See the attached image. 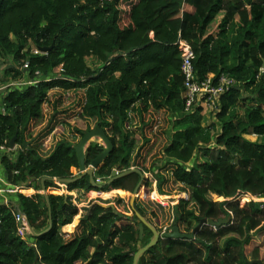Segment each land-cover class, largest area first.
<instances>
[{
  "label": "trees",
  "instance_id": "trees-1",
  "mask_svg": "<svg viewBox=\"0 0 264 264\" xmlns=\"http://www.w3.org/2000/svg\"><path fill=\"white\" fill-rule=\"evenodd\" d=\"M120 2L0 0V58L16 65L5 76L21 80L20 68L28 61L27 78H39L37 84L14 88L1 98L0 145L10 147L16 136L17 151L14 161L5 156L2 164L20 192L16 204L0 205V264H133L139 248L153 237L145 227L139 238L137 214L144 217L145 210L135 201L132 217L124 222L112 202L103 206L98 198L133 194L140 174L109 182L114 170L123 173L134 165L145 175L141 199L172 207L173 226L182 234H192L203 219L227 221L217 228L205 225L192 240L160 238L138 264H264V258L247 254L255 237H264V0H133L128 12ZM180 40L195 53L199 80L213 75L217 81L224 75L238 83L222 96L208 125L205 106L192 114L184 110ZM33 46L53 48L34 54ZM75 108L80 120H94L113 144L94 172L95 183L101 181L97 186L88 175L74 183H56L76 178L75 147L90 128L76 130L78 143L63 133L51 150L44 149L43 138L57 127L72 129ZM133 112H160V118H151V127L156 136L166 127L167 144L151 157H161L165 167L140 166L143 145L137 147ZM44 122V134L34 135ZM142 123L140 138L148 143ZM103 148L89 144L86 167ZM192 161L190 169L183 166ZM167 167L190 196L181 193L174 201L165 193L162 172ZM43 179L46 190L55 192L48 201ZM60 185L66 188L62 191ZM27 189L37 193L27 196ZM82 194L87 205L79 206ZM243 198L250 200L242 204ZM188 204L194 208L185 210ZM15 212L28 220L35 236L28 229L19 233Z\"/></svg>",
  "mask_w": 264,
  "mask_h": 264
},
{
  "label": "rangeland",
  "instance_id": "rangeland-1",
  "mask_svg": "<svg viewBox=\"0 0 264 264\" xmlns=\"http://www.w3.org/2000/svg\"><path fill=\"white\" fill-rule=\"evenodd\" d=\"M133 0H121L120 2V8L122 10H125V12H128L129 10V6L128 4H131ZM221 20V17H218L216 23L214 24V28L212 29L213 31L216 29L217 25L219 24ZM33 48H35L33 46ZM0 61L2 62V59H0ZM0 62V66H2V63ZM6 64H8L9 62H5ZM11 63V62H10ZM26 79V78H25ZM28 80V79H27ZM13 82V80H10L9 83ZM21 88V87H20ZM47 109V108H46ZM240 109V114H243L244 109L241 107ZM79 110L77 108L71 110V114L74 115L73 118V125H72V129L69 128H64L60 127L59 131L57 132L56 136L53 137L52 140H54L56 137L58 139L59 135H63V133H66L65 138L73 143H78V141H80V136L79 134L76 133V130H87L88 128H90V131H93L95 129L96 126V122L94 120H90V121H83L80 120L76 114H78ZM47 115L49 116V112H46V118ZM160 112L152 115L151 112L148 113V115H138L136 113H132L131 114V118H132V126L135 127V129L138 128L140 129L141 126L143 125L142 120H144L145 122V128H144V134L147 138H151V140L146 143L144 138H140L141 136V130H135L136 131V138L138 140L137 142V147H141L140 150V154H141V158L139 160L140 166H144L145 168L153 166L154 164L156 165V169H160L165 167V161H163V159H161V157H157V159L154 160V157H151L153 154H155L157 152V150L159 148L162 147L163 144H167V138L166 136H164L163 130L161 133H158V136L155 135V129L153 127H151V125H153L155 123V121H153L151 118H160ZM214 115L212 112L208 113L205 117H204V125H208L211 122H213ZM45 122L40 124V126H36L35 130H33V134L37 135V136H42L44 134V126H45ZM218 125V123H217ZM219 129H220V125H218ZM75 129V131L73 130ZM134 130V128H133ZM41 132V133H40ZM171 136V133H170ZM153 137V139H152ZM43 144L44 142H47V138H43ZM248 139L255 141L256 137L255 136H249ZM96 142L99 143L100 145H102L104 147V143L100 138H94L92 139L91 143ZM214 145V144H213ZM155 147L157 149H155ZM44 149H47V145L45 146ZM145 160V161H144ZM154 160V161H153ZM193 165V161L188 163V164H184L183 166L186 169H190ZM72 170L73 174L78 178L80 176L79 170L76 169ZM141 170V169H140ZM162 174L165 176V178L167 179L166 183L163 185V190L165 191V193L169 194L168 196H171L172 200L176 201L178 200V197H180L181 193H185L187 195H189V192L186 191L185 189H183V186L180 185L179 183L175 182L172 177H171V167H167L165 170H163ZM55 194V192H53ZM51 192V190L47 191V194H53ZM111 193V191H110ZM94 196V194H92ZM132 195L133 194H123V195H118V194H105L104 196H102L101 198H98L100 200H102L100 203L103 206H106L105 201H110L112 202V206L116 207V212L118 211L120 214L123 215L124 217V222H128L127 217H132V210H131V200H132ZM190 196V195H189ZM118 198H122L124 200V203L122 204H117V199ZM211 200L214 201H218L219 199L216 198L215 196H211L210 197ZM87 200L88 197L85 194H82L80 196V199L77 201V204L79 206H84L87 205ZM249 198H243L242 199V204L246 203L247 201H249ZM135 201L138 202V204L140 205V207H142V209L145 210L146 212V216H144V219L151 224L153 227L156 228V230L159 233H170V229L171 227H173V216H174V212L172 210V207H162L160 206L158 203L156 202H152L150 200H143L141 199V197L139 196V194L137 195V197L135 198ZM134 201V202H135ZM259 201V200H258ZM134 204V203H133ZM194 208V205L192 204H188L185 208V210H191ZM127 216V217H126ZM78 219V218H77ZM177 227V226H176ZM179 227H181V230H185V226L182 224H179ZM264 237L261 236H257L255 237L253 243L250 245V247L247 250V254L249 255V257H252V252L254 253L255 258H264Z\"/></svg>",
  "mask_w": 264,
  "mask_h": 264
},
{
  "label": "built area",
  "instance_id": "built-area-1",
  "mask_svg": "<svg viewBox=\"0 0 264 264\" xmlns=\"http://www.w3.org/2000/svg\"><path fill=\"white\" fill-rule=\"evenodd\" d=\"M32 49V52L34 54L42 53L41 50L37 48ZM178 50L181 53L182 61L181 74L184 79L183 98L185 100V112H187L188 114H192L196 112L200 107L205 106L207 111L206 115L212 112L215 117L216 112L220 110L222 96L229 92L232 88H236L238 86V83L235 80L224 75L221 76L217 81L213 79V75L204 80H199L194 68L195 53L190 44L185 40H180L178 42ZM29 65V62L25 61L22 67L20 68V70L24 73V77L21 80L24 79L25 81L19 83L18 80L7 84V86L5 87L6 91L9 92L14 88H22L28 85H34L38 83L39 78H37L36 80H31L27 78V71L29 69ZM214 119L215 118H213V120ZM11 150L12 149L8 147V145H0V154L3 153L4 156L9 154ZM97 183H101V181L98 180ZM19 190L20 188L17 187V192ZM152 198L155 199L156 196L154 195ZM159 202L163 205V207H166L165 203L162 200H159ZM15 220L18 224L19 233L24 234V231L28 229L27 222L24 216L19 212H15Z\"/></svg>",
  "mask_w": 264,
  "mask_h": 264
},
{
  "label": "water",
  "instance_id": "water-1",
  "mask_svg": "<svg viewBox=\"0 0 264 264\" xmlns=\"http://www.w3.org/2000/svg\"><path fill=\"white\" fill-rule=\"evenodd\" d=\"M53 48V46L51 47H47V48H42L41 52L42 53H47L49 51H51ZM94 138H100L103 143H104V148L102 153L95 159L93 160L92 164L90 165V167H86V163H85V150L86 148L89 146V144L91 143L92 139ZM10 148L12 150H14L16 148V136L10 141ZM113 149V144L110 141L109 137L107 136V134L98 126L95 127V129L93 131H89L86 132L83 136V138L81 139V141L79 142V144L75 147L76 153H77V158H78V162H79V173L80 176L75 179H58L56 180L57 183H64V184H70V183H74L75 181L83 178L84 176L88 175L90 177V181L93 185L97 186V183H95L94 181V172L95 170H97L99 168V166L102 164V162L104 161V159L109 155V153L112 151ZM131 173H138L141 176V180L140 183L138 184V186L136 187L133 195H132V200H131V204L134 203L135 198L137 197V194L139 192L140 187L142 186L143 182H144V178L145 175L135 167V165L133 166V168L129 171H125L123 173H119L117 170L113 171V179L110 180L109 183H111L113 180L117 179V178H121V177H125L127 175H130ZM46 179L42 180V184H43V194L46 196H48L47 194V190L44 187V183H45ZM48 201V198H47ZM112 206V205H111ZM138 219L140 221V225H139V232H140V240H142L143 235H144V231H145V227L149 228L152 233H153V237L150 241V243L143 247V248H139L138 252L136 253L135 257H134V262L133 264H138L139 260L141 259V257L143 255H145V253L151 249L152 247H154L158 241L161 239H182V240H192L194 238V236L205 226H211L214 228L220 227L222 224L227 223V221H219V222H214L212 220H207V219H203L199 222V224L195 227V229L193 230L192 234H182L179 230L178 227H174L172 229L171 233H159L155 227H153L151 224H149L143 216H141L140 214H137ZM27 222V226L28 229L30 231V233L32 235H36L32 229V227L30 226L29 222L27 219H25ZM258 264H262L261 261H258Z\"/></svg>",
  "mask_w": 264,
  "mask_h": 264
},
{
  "label": "crops",
  "instance_id": "crops-1",
  "mask_svg": "<svg viewBox=\"0 0 264 264\" xmlns=\"http://www.w3.org/2000/svg\"><path fill=\"white\" fill-rule=\"evenodd\" d=\"M5 62H9V63L6 64ZM1 63H2V66H0V90H1L0 91V103H1V98H3V96L6 93H8V91H6V88L5 87L7 86V84H9V82L11 80L10 78H8V77L5 76V70L6 69H9V68L16 67L15 63L11 59H8L6 61L2 60ZM24 81H25L24 79L23 80H19V83L20 82H24ZM22 88H24V87H22ZM22 88H20V89H22ZM0 112H2L1 104H0ZM58 131H59V128L57 127V129L47 139V142L45 143V146L47 145V149L48 150H51L53 148V146L55 145V143L57 142V137L54 140H52V139H53L54 136H56V134H57ZM6 156H8V158H10L11 160L14 161L16 159V157H17L16 148L13 151V153L10 152ZM3 157H5V156H4L3 153H1L0 154V179H1V182H0V190H1L0 191V205H2V204H8L9 202H13V203L16 204V202L14 200H15L16 195L20 192V190L17 192V187L11 185L10 182L8 181L6 169L3 166V164H2V158ZM60 187L62 188L61 189L62 191L64 190V188H66L64 186H60ZM35 193H37V191H35L33 189H27V190H25L23 192V194H25L27 196L33 195Z\"/></svg>",
  "mask_w": 264,
  "mask_h": 264
},
{
  "label": "flooded vegetation",
  "instance_id": "flooded-vegetation-1",
  "mask_svg": "<svg viewBox=\"0 0 264 264\" xmlns=\"http://www.w3.org/2000/svg\"><path fill=\"white\" fill-rule=\"evenodd\" d=\"M140 225V224H139ZM175 226H173V227H171V229H170V233L172 232V229L174 228ZM162 234V233H161Z\"/></svg>",
  "mask_w": 264,
  "mask_h": 264
}]
</instances>
